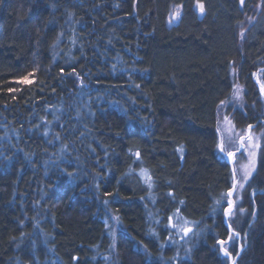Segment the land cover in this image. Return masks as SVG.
I'll list each match as a JSON object with an SVG mask.
<instances>
[{"label": "trees", "instance_id": "16d2710c", "mask_svg": "<svg viewBox=\"0 0 264 264\" xmlns=\"http://www.w3.org/2000/svg\"><path fill=\"white\" fill-rule=\"evenodd\" d=\"M263 70L264 0H0V264H264Z\"/></svg>", "mask_w": 264, "mask_h": 264}, {"label": "rangeland", "instance_id": "374dc122", "mask_svg": "<svg viewBox=\"0 0 264 264\" xmlns=\"http://www.w3.org/2000/svg\"><path fill=\"white\" fill-rule=\"evenodd\" d=\"M200 5L196 4V10L200 16H203ZM180 17L181 7L172 8L169 24L175 25ZM255 82L264 102V70L255 75ZM243 105V90L236 87L231 99L223 105L218 113L219 150L226 159H230L233 169V190L228 203L232 212L228 211L227 222L235 209L236 199L240 198L242 188L256 172L262 144V134L254 132L253 128L244 132L239 131L234 125L230 110L241 109ZM116 226L115 222L114 228L118 229ZM183 227L184 229L191 228L189 223H185Z\"/></svg>", "mask_w": 264, "mask_h": 264}, {"label": "water", "instance_id": "95a60500", "mask_svg": "<svg viewBox=\"0 0 264 264\" xmlns=\"http://www.w3.org/2000/svg\"><path fill=\"white\" fill-rule=\"evenodd\" d=\"M227 161H228V163H229V165L232 167V164H231V162H230V159H227ZM232 207V206H231ZM230 212H232V210H230ZM227 217V216H226ZM227 221V220H226ZM225 245L226 244H223V246H222V248H221V250H222V252H223V254L225 255V253H224V247H225ZM229 260H230V262H231V264H232V257L231 256H227V255H225Z\"/></svg>", "mask_w": 264, "mask_h": 264}, {"label": "snow or ice", "instance_id": "6c2138e0", "mask_svg": "<svg viewBox=\"0 0 264 264\" xmlns=\"http://www.w3.org/2000/svg\"><path fill=\"white\" fill-rule=\"evenodd\" d=\"M241 2H243V0H241ZM200 9H201V11L204 10V9H203V5H200ZM225 254H226V255L228 254L226 250H225Z\"/></svg>", "mask_w": 264, "mask_h": 264}, {"label": "bare ground", "instance_id": "6f19581e", "mask_svg": "<svg viewBox=\"0 0 264 264\" xmlns=\"http://www.w3.org/2000/svg\"><path fill=\"white\" fill-rule=\"evenodd\" d=\"M230 211V210H229Z\"/></svg>", "mask_w": 264, "mask_h": 264}]
</instances>
